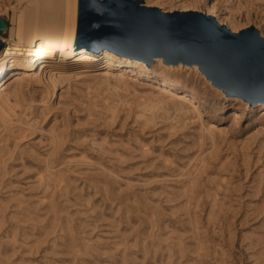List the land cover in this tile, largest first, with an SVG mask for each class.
I'll list each match as a JSON object with an SVG mask.
<instances>
[{"label": "rangeland", "instance_id": "rangeland-1", "mask_svg": "<svg viewBox=\"0 0 264 264\" xmlns=\"http://www.w3.org/2000/svg\"><path fill=\"white\" fill-rule=\"evenodd\" d=\"M150 1L264 36V0ZM32 4L0 0V42ZM144 63L195 95L198 118L148 106L160 90L138 70L53 91L27 78L15 92L21 73L7 74L0 264H264V109L225 98L199 70Z\"/></svg>", "mask_w": 264, "mask_h": 264}, {"label": "water", "instance_id": "water-1", "mask_svg": "<svg viewBox=\"0 0 264 264\" xmlns=\"http://www.w3.org/2000/svg\"><path fill=\"white\" fill-rule=\"evenodd\" d=\"M141 0H77L85 38L150 63H196L212 84L250 104L264 102V39L253 27L231 31L200 11H162ZM0 18V30L7 29ZM77 34V46L85 45ZM93 46V47H96ZM87 47V46H86ZM89 47V46H88Z\"/></svg>", "mask_w": 264, "mask_h": 264}, {"label": "bare ground", "instance_id": "bare-ground-1", "mask_svg": "<svg viewBox=\"0 0 264 264\" xmlns=\"http://www.w3.org/2000/svg\"><path fill=\"white\" fill-rule=\"evenodd\" d=\"M140 4L153 6L154 2L141 0ZM8 31L10 39L3 38L0 42V118H3L12 108L13 102L5 94V77L13 70L21 73L13 81L16 84L14 91L17 92L21 83L27 78L36 82L51 81L50 87L53 91L61 79L107 77L112 74L111 68L121 69L123 67L130 72L135 70L144 72L147 78H152L157 82L160 93L147 100L148 106L159 105L162 102L164 113L175 114L178 118L189 117L188 111L192 107L191 111L198 118L199 102L191 91L179 86L166 76L153 73L144 61L136 57L119 55L105 46H96L97 41L86 39L84 27L78 24L77 0H33L31 6L24 8L16 16L14 25L9 27ZM77 34L80 40L86 42L85 45L77 46ZM262 38L264 39V36ZM152 61L168 68L185 67L199 70L196 63L183 64L180 61L175 64L165 63L161 56L153 57ZM200 73L205 77L201 71ZM118 75L121 73L119 72ZM205 79L225 98L245 102L248 106L247 100L229 96L214 86L209 79L206 77ZM256 103L264 109V102L259 101L254 104ZM158 116L164 118L161 115ZM153 120L149 118L148 122ZM214 127L215 124H210L207 130L211 135ZM218 130L222 132L224 129L219 127Z\"/></svg>", "mask_w": 264, "mask_h": 264}]
</instances>
